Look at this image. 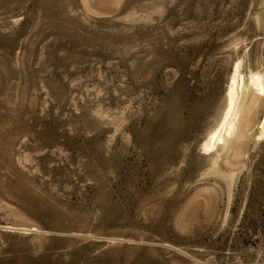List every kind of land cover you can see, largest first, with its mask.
I'll return each instance as SVG.
<instances>
[{
	"label": "rangeland",
	"instance_id": "rangeland-1",
	"mask_svg": "<svg viewBox=\"0 0 264 264\" xmlns=\"http://www.w3.org/2000/svg\"><path fill=\"white\" fill-rule=\"evenodd\" d=\"M263 117L264 0H0V264H264Z\"/></svg>",
	"mask_w": 264,
	"mask_h": 264
},
{
	"label": "bare ground",
	"instance_id": "bare-ground-1",
	"mask_svg": "<svg viewBox=\"0 0 264 264\" xmlns=\"http://www.w3.org/2000/svg\"><path fill=\"white\" fill-rule=\"evenodd\" d=\"M243 88V79L240 74V70L237 68L235 71L233 78L230 82L229 85V90H228V107L226 109V124L228 125V132L232 133V131L235 129L236 126V120H237V109H238V104H239V98H240V93ZM260 133H259V138L264 137V117L260 122Z\"/></svg>",
	"mask_w": 264,
	"mask_h": 264
}]
</instances>
